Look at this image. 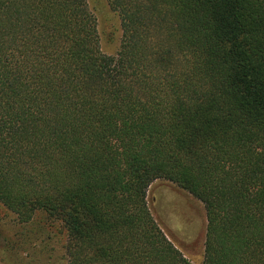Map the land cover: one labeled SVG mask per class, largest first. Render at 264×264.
<instances>
[{"label":"trees","instance_id":"trees-1","mask_svg":"<svg viewBox=\"0 0 264 264\" xmlns=\"http://www.w3.org/2000/svg\"><path fill=\"white\" fill-rule=\"evenodd\" d=\"M0 0V203L67 227V264H193L151 212L204 205L203 264H264V0ZM0 264L1 261H0Z\"/></svg>","mask_w":264,"mask_h":264},{"label":"rangeland","instance_id":"rangeland-1","mask_svg":"<svg viewBox=\"0 0 264 264\" xmlns=\"http://www.w3.org/2000/svg\"><path fill=\"white\" fill-rule=\"evenodd\" d=\"M98 19L101 48L116 54L122 41L121 21L108 0H87ZM152 214L173 244L193 264H203L207 232L205 205L178 185L155 181L148 192ZM65 223L38 212L29 222L0 203V261L2 264H67Z\"/></svg>","mask_w":264,"mask_h":264}]
</instances>
